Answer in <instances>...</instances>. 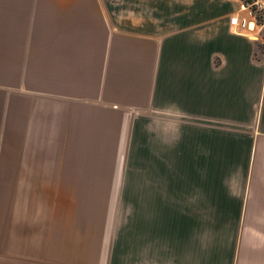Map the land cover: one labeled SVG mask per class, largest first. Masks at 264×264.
<instances>
[{
  "label": "crops",
  "instance_id": "obj_1",
  "mask_svg": "<svg viewBox=\"0 0 264 264\" xmlns=\"http://www.w3.org/2000/svg\"><path fill=\"white\" fill-rule=\"evenodd\" d=\"M255 3L0 0V264H264Z\"/></svg>",
  "mask_w": 264,
  "mask_h": 264
},
{
  "label": "rangeland",
  "instance_id": "obj_2",
  "mask_svg": "<svg viewBox=\"0 0 264 264\" xmlns=\"http://www.w3.org/2000/svg\"><path fill=\"white\" fill-rule=\"evenodd\" d=\"M242 1L246 5H248L247 3H251V2H257V1L264 2V0H242ZM249 9L252 12V14L255 15V21L258 26L257 31H259L260 36L264 38V8L259 7V5H251ZM262 50H264V46ZM3 252H4V248H3Z\"/></svg>",
  "mask_w": 264,
  "mask_h": 264
},
{
  "label": "built area",
  "instance_id": "obj_3",
  "mask_svg": "<svg viewBox=\"0 0 264 264\" xmlns=\"http://www.w3.org/2000/svg\"><path fill=\"white\" fill-rule=\"evenodd\" d=\"M258 3H260V4H258ZM255 5H259V7H261V8H264V2L263 1H257L256 3H255ZM253 15V14H252ZM253 17L255 18V15H253ZM244 25L245 24V21L244 20H242L241 18H239V17H233L232 19H231V25H233V26H238V25ZM254 37V36H253Z\"/></svg>",
  "mask_w": 264,
  "mask_h": 264
},
{
  "label": "trees",
  "instance_id": "obj_4",
  "mask_svg": "<svg viewBox=\"0 0 264 264\" xmlns=\"http://www.w3.org/2000/svg\"><path fill=\"white\" fill-rule=\"evenodd\" d=\"M252 13V12H251ZM254 15V14H253Z\"/></svg>",
  "mask_w": 264,
  "mask_h": 264
}]
</instances>
